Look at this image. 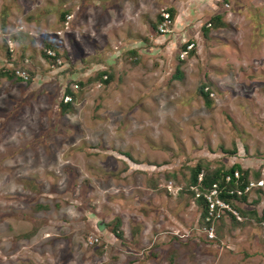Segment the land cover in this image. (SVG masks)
Masks as SVG:
<instances>
[{
    "label": "rangeland",
    "instance_id": "rangeland-1",
    "mask_svg": "<svg viewBox=\"0 0 264 264\" xmlns=\"http://www.w3.org/2000/svg\"><path fill=\"white\" fill-rule=\"evenodd\" d=\"M18 1L0 18L24 26L14 54L32 82L0 73V264H264L261 223L209 240L187 186L199 164H240L263 181L244 207L264 212V0H31L25 15Z\"/></svg>",
    "mask_w": 264,
    "mask_h": 264
},
{
    "label": "trees",
    "instance_id": "trees-1",
    "mask_svg": "<svg viewBox=\"0 0 264 264\" xmlns=\"http://www.w3.org/2000/svg\"><path fill=\"white\" fill-rule=\"evenodd\" d=\"M166 11H169L171 13V17L172 19L174 20L175 19V15H176V10L173 9V8H170V9H167ZM223 17H224V14L220 13V14H217L215 16H213L210 20V24L213 25L214 27L218 28L220 26H223L224 25V21H223ZM64 18V17H63ZM161 21V16H160V20H159V23ZM159 25V24H158ZM158 25H155L154 26V29L157 30L158 33L159 30H158ZM191 43V42H187L184 44L183 46V50H187V46L188 44ZM49 46V45H48ZM50 49H53L57 52V54H55L56 56L55 57H50L49 55H47V51L44 53V55L48 58V59H51L55 64H58V58L61 57V55H59L58 51H57V48L55 45H50L49 46ZM134 54L136 52H133ZM189 54H193L194 53V50L191 49L189 50L188 52ZM18 68V67H13V68H1L0 69V73L3 77H7L11 80H20L22 82H25L23 80L22 77L16 75L15 73V69ZM180 68V67H179ZM177 70H179L177 68ZM30 73V71H29ZM105 75V78H103V76ZM102 76V75H101ZM103 76L101 78H103V81L105 82H109V76L112 77V75L110 73H103ZM32 75L30 73V79L28 81H26V83H31L32 82ZM80 84H82L80 82ZM204 88V87H203ZM201 89V92L203 93V95H205V98H207L209 101H210V98H209V93L205 92L204 89ZM66 96H70L71 99L73 100L72 97H75V93L73 92V90L71 89H67L66 90ZM65 96V97H66ZM208 101V102H209ZM71 102L72 101H62L61 102V111L66 113V111H68V109L71 107ZM202 169L204 170V177H203V180L201 181V185L199 187V190L201 191V195L200 196H197V192L195 189H193L194 186L198 185V180H199V174L201 173ZM236 169H239V171H241V178L239 179L238 183H234V182H226V175L228 173H232L234 172V170ZM253 178L255 179V181H258L259 180V173H256ZM251 178H250V171L248 169H243L239 164H235L233 165L231 168L229 169H223L222 167L221 168H216V169H210V168H203L202 164H199L197 165L195 168L191 169V177H190V180L187 184L188 186V190L189 192L193 195L196 203L201 207L202 211H201V216H200V223L203 225L204 224V219L207 215V207L208 205L206 204V199L204 197V193L207 192V190L213 185V183H218L221 187V189L224 191L226 189H232V188H244L249 182H250ZM248 193H244L241 197L238 196V195H230V194H227L225 192H222L221 193V197L223 199H225L226 201L230 202L231 205L233 207H235L236 209H238L240 211V207L238 206L237 202L239 199L241 198H244L246 199ZM242 212V211H240ZM243 213V212H242ZM256 219L259 223L263 222L264 221V212L261 216H259L257 213H256ZM224 218L225 217H222V219H220V222L221 221H224ZM219 226V224L217 225ZM216 226V227H217ZM217 230H218V227H217Z\"/></svg>",
    "mask_w": 264,
    "mask_h": 264
},
{
    "label": "built area",
    "instance_id": "built-area-1",
    "mask_svg": "<svg viewBox=\"0 0 264 264\" xmlns=\"http://www.w3.org/2000/svg\"><path fill=\"white\" fill-rule=\"evenodd\" d=\"M70 18V16L68 17ZM174 25V20L171 17V13L169 11L163 10L161 13V21L158 25V30L160 33H168L172 31ZM195 46L194 42H191L187 46V50H183V55H187L189 50L193 49ZM47 55L50 57H55L57 52L53 49H47ZM182 55V56H183ZM58 63H61L60 58H58ZM16 75L23 78V80L26 82L30 79V73L28 69L18 67L15 69ZM70 97V96H66ZM71 98V97H70ZM69 98V99H70ZM204 177V170L202 169L201 173L199 174V180L198 185L194 186L193 189L196 190L197 196L201 195V191L199 190V187L201 185V181ZM241 178V171L239 169L234 170L232 173H228L226 175V182H234L238 183L239 179ZM263 186L262 179L258 181L250 180V182L244 187V188H232V189H226L222 190L220 185L218 183H213V185L207 190V192L204 193V197L206 199L207 207V215L204 219V224L201 226L202 231L204 235L209 240H215L217 237V225L219 224L220 219L222 217H232L234 220L238 222L244 221V216L242 213L233 207L230 202L226 201L221 197V193L225 192L230 195H238L242 196L244 193L251 192L255 187ZM262 228H264V221L261 222ZM97 239H92L91 244H93Z\"/></svg>",
    "mask_w": 264,
    "mask_h": 264
},
{
    "label": "crops",
    "instance_id": "crops-1",
    "mask_svg": "<svg viewBox=\"0 0 264 264\" xmlns=\"http://www.w3.org/2000/svg\"><path fill=\"white\" fill-rule=\"evenodd\" d=\"M5 1H8V0H0V17L2 16L1 15V9H2V4L3 3H5ZM84 0H75V3H77V4H75V5H79L80 7H81V5L84 7V5H83V2ZM91 2V1H90ZM216 2V1H215ZM92 3V2H91ZM109 3V2H108ZM18 4H19V6L21 7V9H22V13L25 15V13L23 12V10H27L28 11V9H32L33 8V3H32V1L31 0H19L18 1ZM31 4V5H30ZM195 4H197L196 2H193L191 5H190V8L188 7L187 9H185V11L186 12H178V15L176 14V16H177V18H182V17H185L186 19H187V17L188 18H191L190 16H192L193 14H192V12H196L197 10H195L194 8H195ZM213 4V3H212ZM87 5H90L91 6V9H93V8H96V7H102V3L100 4V5H97L96 7L94 6V5H91V4H87ZM216 6V5H215ZM74 7H76V6H74ZM16 8H18V5H17V7ZM82 8V7H81ZM109 8L110 9H114L115 7L113 6V5H110L109 6ZM15 11H12L11 13H9V15H5V16H7V20H8V18H9V22L7 23V22H2V20H1V18H0V43H8V48H9V50H10V53H8V51H7V54H8V56L6 55V53H4V54H1L0 53V61L1 60H5V63L4 62H2L1 64V67L0 68H13V67H25L26 69H28V67H29V62H30V59H29V57H23V58H21V60L20 59H17L16 57H15V54H14V51H15V40H14V37H13V35L12 34H16V32H21V30H24V26H20V27H18L19 25H17L16 23H14V19H15ZM219 12H215L213 15L215 16V15H217ZM28 14V13H27ZM71 15H72V13H70ZM68 16H70V15H68ZM73 16H74V14H73ZM187 16V17H186ZM27 17L29 18V20H31V17H29V15H27ZM211 18L213 17V16H210ZM4 18V17H3ZM71 19H69V20H67V21H64V26H65V29H67V28H69V21H70ZM93 21V20H92ZM174 21H176V20H174ZM9 25H11L13 28H10V26ZM23 29H22V28ZM74 31H76L77 33H76V39H77V41L79 42V44H81L80 42H81V31H80V28L79 29H74ZM62 30H59V33L60 34H62ZM115 42V41H114ZM189 42V41H188ZM95 43V42H94ZM117 44H118V42H117ZM111 47L112 48H110L112 51H115L116 49L117 50H120V49H118V45H115L114 43L112 44V41H111ZM1 48V47H0ZM100 48V47H99ZM7 57V58H6ZM17 61H18V64H17ZM21 64H23V65H21ZM7 70V69H6ZM240 165V164H239ZM241 166V165H240ZM242 167V166H241ZM256 188H258V187H256ZM257 192H261V190H260V188L257 190ZM249 194H250V192L248 193V195H247V197H246V199H244V198H241V199H239L238 200V202H237V204H238V206L240 207V211H242L241 213H242V215L244 216V221H242V222H238V221H236V220H234L232 217H229V216H227V217H225L224 218V221H219V225H221V223L222 222H224L225 224H226V221L227 222H231V221H235L236 223H240V224H245V223H247V224H249L251 221H249V220H253L254 218H256L255 216H256V213L258 214V211L256 210V209H254L255 207H252L251 209H247V208H245L244 207V203H246L247 201V199H248V197H249ZM255 203L254 204H257V202L256 201H254ZM243 204V205H242ZM253 206H255V205H253ZM259 223V222H258ZM260 224V223H259Z\"/></svg>",
    "mask_w": 264,
    "mask_h": 264
}]
</instances>
